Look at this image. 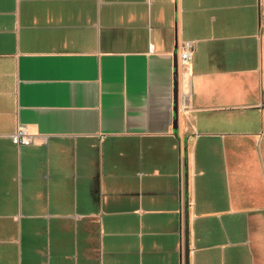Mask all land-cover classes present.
<instances>
[{
	"label": "crops",
	"instance_id": "1",
	"mask_svg": "<svg viewBox=\"0 0 264 264\" xmlns=\"http://www.w3.org/2000/svg\"><path fill=\"white\" fill-rule=\"evenodd\" d=\"M187 211L264 264V0H0V264H184Z\"/></svg>",
	"mask_w": 264,
	"mask_h": 264
},
{
	"label": "built area",
	"instance_id": "2",
	"mask_svg": "<svg viewBox=\"0 0 264 264\" xmlns=\"http://www.w3.org/2000/svg\"><path fill=\"white\" fill-rule=\"evenodd\" d=\"M195 45L193 41H182L179 46V74L180 80L184 78L185 73L188 71L190 63L193 58ZM180 101L184 106L189 105V98L187 94H182ZM12 140L17 145H30L33 142L32 135L27 128L23 125H19L12 135Z\"/></svg>",
	"mask_w": 264,
	"mask_h": 264
},
{
	"label": "water",
	"instance_id": "3",
	"mask_svg": "<svg viewBox=\"0 0 264 264\" xmlns=\"http://www.w3.org/2000/svg\"><path fill=\"white\" fill-rule=\"evenodd\" d=\"M178 55H175V73H174V101L175 109H178L180 95V74H179ZM184 264H190V230H189V213L185 215V244H184Z\"/></svg>",
	"mask_w": 264,
	"mask_h": 264
}]
</instances>
